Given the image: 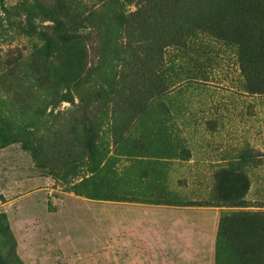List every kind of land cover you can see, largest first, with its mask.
<instances>
[{
	"label": "trees",
	"instance_id": "1",
	"mask_svg": "<svg viewBox=\"0 0 264 264\" xmlns=\"http://www.w3.org/2000/svg\"><path fill=\"white\" fill-rule=\"evenodd\" d=\"M89 1L21 0L8 7L0 0V39L17 31L34 38L33 51L16 65V78H0V149L21 143L38 171L80 196L170 203L155 162L181 152L168 135L159 136L165 124L175 126L181 108L165 95L176 74L166 65L165 49L183 56L200 48L199 38L226 41L236 48L245 90L264 92V0ZM87 25L99 40L91 65L82 31ZM7 82L24 84L26 96L18 101L4 95ZM63 102L72 105L66 112L57 110ZM147 123L150 130L133 141L129 132L148 130ZM109 133L115 155H108ZM146 138L155 142L145 144ZM118 155L136 157L140 166L116 177L112 162ZM249 158L239 157L245 163ZM237 167L241 162L218 174L220 196L234 205L243 203L249 188L248 175ZM17 247L9 214L0 211V264H27ZM215 264H264V212L223 214Z\"/></svg>",
	"mask_w": 264,
	"mask_h": 264
},
{
	"label": "rangeland",
	"instance_id": "2",
	"mask_svg": "<svg viewBox=\"0 0 264 264\" xmlns=\"http://www.w3.org/2000/svg\"><path fill=\"white\" fill-rule=\"evenodd\" d=\"M20 1L5 0V3L10 7ZM94 2L90 0L89 4ZM0 17H5L1 7ZM82 31L93 32L89 25ZM85 39L87 61L91 65L98 56L99 40L95 33H89ZM33 40L19 31L7 40L0 39V78L2 74L4 78H16L13 74L20 73L16 65L33 51ZM199 43V49L190 50L191 53L183 56L173 47L165 49L166 65L173 66L176 73L165 95L172 97L181 109L180 113L174 114L175 126L165 124L159 136L168 135V141L180 146L181 152L173 158H159L155 163L163 172L161 182L174 200L168 204L175 205L176 209L173 212L168 208L147 206L145 212L151 215L164 210L162 215L175 217L178 224L175 233L182 240L170 244L177 247L178 257L170 258L168 262L165 258L166 264H215V239L223 214L229 211L264 212V92L245 90L234 46L214 37L199 38ZM6 87L10 92L4 95L9 98L20 101L22 94L26 96L24 84L14 87L7 82ZM76 101H79L78 97ZM71 106V103L63 102L57 110L66 112ZM147 125L148 130L138 127L129 132L133 141L150 130L151 124ZM104 135L108 155L117 154L114 136L111 133ZM146 140L145 144L153 141ZM157 144L160 143L156 142V147ZM241 156L250 158L245 163L239 159ZM118 157L119 160L112 162L116 177L124 171L134 172L140 166L136 157ZM235 162H241L242 166L236 170L249 177V188L239 205L220 196L218 187L219 172L232 167ZM79 173L90 174L83 169H79ZM81 179L77 178L76 182ZM101 205L104 204L79 196L69 191L67 184L38 171L21 143L0 149V211L9 214L18 240V253L27 264H162L157 260L159 252L168 256L170 245L160 241L165 236L161 231H154L152 225L150 229L144 226L140 221L144 217L135 218L128 224L130 220L124 209L112 210L117 204H109V214H101ZM128 205H125L126 212L138 208ZM188 206L197 208L188 209ZM111 218L113 224L108 223ZM153 236H156L154 240ZM59 238H65L64 244L69 251L62 259L57 257L61 254L57 250L61 246ZM89 239L94 240L93 244H89ZM94 246L101 247L99 253H85L87 248Z\"/></svg>",
	"mask_w": 264,
	"mask_h": 264
},
{
	"label": "crops",
	"instance_id": "3",
	"mask_svg": "<svg viewBox=\"0 0 264 264\" xmlns=\"http://www.w3.org/2000/svg\"><path fill=\"white\" fill-rule=\"evenodd\" d=\"M162 159H167V158H162ZM173 162V161H172ZM174 164V163H172ZM80 196V195H79ZM94 200V199H92ZM99 203L101 204H104V205H101L100 206V213H106V214H109V210H108V205L109 204H117L116 207L112 208V210L114 211H121L124 209V212L128 215V219L130 220V223L128 224H131L132 221L137 218V219H140V217H144L142 218L140 221L141 223L144 225V226H147L149 227L150 229V225L151 228H155L156 232H162L165 236L162 240H160L162 242V244H164V241H165V245H170V244H173V242H179L180 240H182L180 237L177 236V233H175L176 231V228H177V223H176V220H175V217H172V216H163L162 213H164L165 211L164 210H161V211H155L153 212V214H149L148 212H145V208L148 206V207H160V208H168L170 210H173V212L175 211V205H170L168 204L167 202H161V203H147V202H143V203H136V202H127L125 203V205L129 204V205H134V206H138V208H135V210L131 209V210H128V212H126L125 209V205L124 203H119V202H115V201H110V202H104L102 200H98ZM128 205V206H129ZM111 206V205H110ZM189 208H197V207H193V206H188V209ZM138 209V210H136ZM93 210H96V209H93ZM110 210H111V207H110ZM101 213V214H102ZM116 217H118L116 215ZM161 217H163V219H161ZM127 222V221H126ZM109 224H113V221H112V218L110 219V221L108 222ZM160 228H162V230H159ZM156 238V236H153L152 237V240H154ZM64 240L65 238H59L58 240V244H61L63 245L64 244ZM89 244H93V241L94 240H91L89 239ZM183 242V241H182ZM50 243V242H49ZM101 247H93V248H87L85 250V253H99ZM177 247H172L170 245L169 247V254L168 256H164V253H161L159 252V256H158V263L159 261H162V264H166L164 259L166 258L167 262L169 261V259H173V258H176L178 257L177 254H176V250ZM57 250H59L61 252V254L59 256H57L58 258H63L62 256H64L65 253H69V251L67 250L66 246L65 247H61V248H57ZM50 252V251H49ZM161 255H162V260H159L161 258ZM125 256V255H124ZM69 259V258H67ZM169 264V263H168Z\"/></svg>",
	"mask_w": 264,
	"mask_h": 264
}]
</instances>
